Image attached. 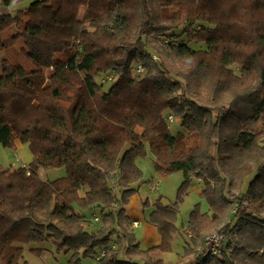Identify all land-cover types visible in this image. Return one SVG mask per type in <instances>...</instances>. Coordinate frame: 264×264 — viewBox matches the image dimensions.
I'll return each instance as SVG.
<instances>
[{"label": "trees", "instance_id": "1", "mask_svg": "<svg viewBox=\"0 0 264 264\" xmlns=\"http://www.w3.org/2000/svg\"><path fill=\"white\" fill-rule=\"evenodd\" d=\"M18 1L0 0V36L22 31L0 48L21 41L31 67L0 66V146L33 159L0 166V264H30L33 243L68 256L56 264H165L181 197L152 204L149 249L127 210L148 155L160 176L183 173L182 196L203 184L186 264H264V0H32L14 14ZM31 106L49 122L29 128ZM55 168L66 176L41 177ZM212 233L221 254L203 258Z\"/></svg>", "mask_w": 264, "mask_h": 264}, {"label": "rangeland", "instance_id": "2", "mask_svg": "<svg viewBox=\"0 0 264 264\" xmlns=\"http://www.w3.org/2000/svg\"><path fill=\"white\" fill-rule=\"evenodd\" d=\"M32 0H21L20 2L14 6L10 7L8 10L14 14H18V11H23L24 9L28 8ZM85 8H82V12H84ZM2 10H0V13ZM40 14L42 13L41 10H38ZM20 20L18 19V22ZM17 24L16 26L10 27L8 30L3 32L0 36V40H6L5 42L10 44L11 38L16 34H20L22 31ZM11 45V44H10ZM21 47H23V43L21 41L18 44L6 49L0 48V66L2 68L4 60L14 61L16 63H21L27 67H31V64L28 62L27 58L23 55L21 51ZM63 82H78L82 83V78L80 75H66L61 73L59 75ZM28 115L32 118V122H27V126L29 128H33V121H41L44 123L49 122V115L45 111H39L35 107L31 106L28 108ZM174 124V123H173ZM188 139V138H187ZM189 142H191L188 139ZM32 153L29 149L28 144H19L16 148H3L0 146V166L7 168V167H15L21 168L27 166L32 161ZM153 159L151 155H148L144 159L138 160V165L142 169L144 175L145 183L141 186L139 194L144 197L142 198V203H145L147 199L150 200V205L145 208L144 205L140 202V195L138 194L136 197L132 199V202L127 207V210L135 219L139 221L137 228L134 229V234L136 235L137 240L140 242L143 249H147L150 245H155L156 240L160 239V235L156 231V229L149 224L148 222V215L152 210V204L157 200L158 197L163 196L164 201L166 203L169 202H176L181 197L180 202V211L178 214L177 219V228L178 231L171 234V242H172V251L170 253L163 254L161 257L165 261V264H186L192 258V249L190 247L189 252L186 253V246L189 243H192V237L194 234L189 229V220L190 215L198 205L199 210L202 213L209 212V203L208 201L200 195L203 184L199 181L192 182L191 186L187 189V193L182 196L180 193V187L184 181V175L182 172L174 173L170 176L162 177L160 176L153 165ZM141 162V163H140ZM147 170L153 171L154 176L153 179L150 181L147 177ZM67 174L65 168H55L50 170H41L40 175L43 179L47 180H57L59 178L65 177ZM160 182L159 190L154 193H148V186L152 183L156 184ZM247 184L245 185L246 188ZM232 190L229 188V191ZM146 196H149L147 198ZM139 200V204H138ZM144 210V211H143ZM132 212V213H131ZM100 224H94L92 227L93 229L99 228ZM219 234V233H212L211 235ZM188 243V244H187ZM48 244H38L33 243L26 248L25 252V259L30 264H56L58 261L63 263H67L68 256L64 254H58L55 251V247ZM44 249L42 252L41 257L33 254L31 249ZM213 250L208 251L206 249L205 241L203 246L201 247L200 253L204 257L213 256ZM217 251V250H216ZM187 254L185 259H182ZM85 264H95L93 260H88Z\"/></svg>", "mask_w": 264, "mask_h": 264}, {"label": "built area", "instance_id": "3", "mask_svg": "<svg viewBox=\"0 0 264 264\" xmlns=\"http://www.w3.org/2000/svg\"><path fill=\"white\" fill-rule=\"evenodd\" d=\"M169 120L171 123L174 122V118L172 116L169 118ZM159 185H160V182H157L156 184H154V183L150 184L148 186L149 192L151 194L156 193L159 190ZM95 220H97V217H95ZM138 224H139V222H134V227H137ZM224 239H225V235H223V234H214V235L208 236L205 240L206 249L208 251L213 250L212 251L213 256L214 255H220ZM104 253L105 252H103V254ZM94 262H95V264H97V260Z\"/></svg>", "mask_w": 264, "mask_h": 264}, {"label": "crops", "instance_id": "4", "mask_svg": "<svg viewBox=\"0 0 264 264\" xmlns=\"http://www.w3.org/2000/svg\"><path fill=\"white\" fill-rule=\"evenodd\" d=\"M19 144H20V143H18V145H19ZM151 162H152V161H151ZM140 163H141V162H140ZM152 163H153V162H152ZM146 172H147V177H148V180H149V181H150L151 179H153L154 176L156 175V174H154L153 171H151V170H150V171L147 170ZM144 175H146V174H144ZM150 182H151V181H150ZM147 188H148V187H147ZM147 191H148V193H150V192H149V189H148ZM139 195H140V194H139ZM140 196H141V195H140ZM146 197L149 198V196H146ZM142 198H144V197L141 196V197L139 198L141 204H142ZM138 204H139V200H138ZM143 211H144V210H143ZM131 213H132V212H131ZM128 215H129L133 220H135V218L133 217V215H131V214L129 213V211H128ZM136 220H137V219H136ZM135 228H137V227H134V229H135ZM156 231H157V230H156ZM169 238H170V240H172V239H171V234H170V237H169ZM156 243H157V244H155V245H158V244L160 243V239H157V240H156ZM155 245H150L149 248L154 247ZM149 248H147V249H149Z\"/></svg>", "mask_w": 264, "mask_h": 264}]
</instances>
